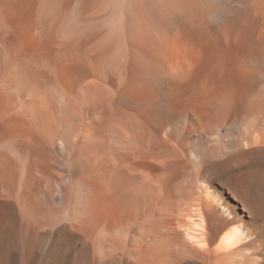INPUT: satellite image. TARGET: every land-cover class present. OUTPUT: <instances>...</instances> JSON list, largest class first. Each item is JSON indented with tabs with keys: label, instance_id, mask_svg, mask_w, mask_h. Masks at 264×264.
<instances>
[{
	"label": "bare ground",
	"instance_id": "obj_1",
	"mask_svg": "<svg viewBox=\"0 0 264 264\" xmlns=\"http://www.w3.org/2000/svg\"><path fill=\"white\" fill-rule=\"evenodd\" d=\"M0 264H264V0H0Z\"/></svg>",
	"mask_w": 264,
	"mask_h": 264
}]
</instances>
